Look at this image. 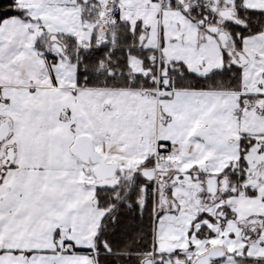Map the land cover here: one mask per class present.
<instances>
[{"label":"snow or ice","instance_id":"6c2138e0","mask_svg":"<svg viewBox=\"0 0 264 264\" xmlns=\"http://www.w3.org/2000/svg\"><path fill=\"white\" fill-rule=\"evenodd\" d=\"M0 264H264V0H0Z\"/></svg>","mask_w":264,"mask_h":264}]
</instances>
